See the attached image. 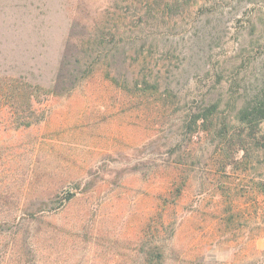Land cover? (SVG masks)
<instances>
[{
	"label": "rangeland",
	"instance_id": "obj_1",
	"mask_svg": "<svg viewBox=\"0 0 264 264\" xmlns=\"http://www.w3.org/2000/svg\"><path fill=\"white\" fill-rule=\"evenodd\" d=\"M168 1L0 0V264H253L264 121L236 116L264 87V0L147 12ZM72 53L93 77L51 93ZM131 67L155 97L110 81Z\"/></svg>",
	"mask_w": 264,
	"mask_h": 264
},
{
	"label": "trees",
	"instance_id": "obj_2",
	"mask_svg": "<svg viewBox=\"0 0 264 264\" xmlns=\"http://www.w3.org/2000/svg\"><path fill=\"white\" fill-rule=\"evenodd\" d=\"M155 4L156 5L149 4L147 6V12L150 15L153 14V10L155 8H157L156 12L159 11L161 14L169 13L170 11L179 8V3L176 0ZM111 34L112 33L110 32L105 33L102 31L101 34H99L100 37L98 38L101 39L100 44L103 45L104 41L108 39ZM111 37L115 38L116 36L112 35ZM101 47L102 46L98 48L100 49ZM93 53L94 51L89 46V48L85 50L84 54L93 55ZM122 54L125 55V53H123L119 48L112 59H114L117 63L119 59L118 56ZM127 59L128 58H126V60ZM133 69L134 68H132L131 78L128 75L124 76L126 73L121 69L117 70V75L122 77V80L117 79V77L110 78V74H107L106 77L110 78V81L113 82L118 88L120 87L122 90L126 91V93L131 94L134 98L148 101L152 97H155V95L159 92V85L157 83L150 82L148 79L139 80V72L136 69ZM91 74H94L93 65L88 63V60H85V65L82 64L80 54L72 53L70 57H65L62 60L55 80L56 84L51 90V93L58 95L63 93L64 90H73L79 85V83H81V81H85L90 77H93ZM21 86V98L24 99L25 105H27L30 111H32L33 99L38 97L39 89L37 87H32L25 84ZM166 94L167 98L173 97L169 90L166 91ZM218 108V103H212L209 106L201 108L198 112V115L193 114L191 116V121L189 122L188 126H186V128H189V130L192 132L193 125L197 124L200 120L206 122V119L213 116L218 111ZM236 120L242 124H245L252 130L257 128L264 121V87H262L254 97L245 102L243 108L238 112ZM210 124H213L212 120L210 121ZM252 135H254V133L251 134L250 137L254 141L255 145L258 148L264 150V138L260 140ZM70 197L71 196H67L68 200L71 199ZM149 264H152L151 260H149Z\"/></svg>",
	"mask_w": 264,
	"mask_h": 264
},
{
	"label": "crops",
	"instance_id": "obj_3",
	"mask_svg": "<svg viewBox=\"0 0 264 264\" xmlns=\"http://www.w3.org/2000/svg\"><path fill=\"white\" fill-rule=\"evenodd\" d=\"M252 245L254 255L251 257L250 261H252L253 264H263L262 253L264 252V238L257 237Z\"/></svg>",
	"mask_w": 264,
	"mask_h": 264
}]
</instances>
